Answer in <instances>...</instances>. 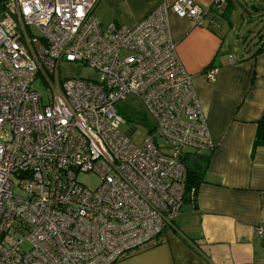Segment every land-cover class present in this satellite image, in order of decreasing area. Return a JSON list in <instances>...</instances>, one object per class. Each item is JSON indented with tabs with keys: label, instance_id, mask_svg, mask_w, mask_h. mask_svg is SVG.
<instances>
[{
	"label": "built area",
	"instance_id": "obj_1",
	"mask_svg": "<svg viewBox=\"0 0 264 264\" xmlns=\"http://www.w3.org/2000/svg\"><path fill=\"white\" fill-rule=\"evenodd\" d=\"M96 2L0 0V264H113L173 226L185 150L212 147L168 18L201 25L207 11L174 0L134 26L103 27ZM62 61L99 78L63 77ZM128 94L154 120L138 144L133 125L120 130L116 104ZM81 173L99 185L88 189ZM257 232L264 245V224Z\"/></svg>",
	"mask_w": 264,
	"mask_h": 264
},
{
	"label": "crops",
	"instance_id": "obj_2",
	"mask_svg": "<svg viewBox=\"0 0 264 264\" xmlns=\"http://www.w3.org/2000/svg\"><path fill=\"white\" fill-rule=\"evenodd\" d=\"M173 1L97 0L93 14L104 16L106 25L98 20L103 27H131L159 4ZM194 1L207 11L201 25L171 10L168 18L212 141L211 149L185 150L191 167L199 168L201 156L208 157L204 182L195 196H185L173 226L124 253L120 264H264L257 232L264 224V146H254L264 116V50L245 47L239 55L232 53L225 42L231 26L225 22L226 0L221 9L214 0ZM230 56L235 63H229ZM212 68L217 71L209 79L206 71Z\"/></svg>",
	"mask_w": 264,
	"mask_h": 264
},
{
	"label": "rangeland",
	"instance_id": "obj_3",
	"mask_svg": "<svg viewBox=\"0 0 264 264\" xmlns=\"http://www.w3.org/2000/svg\"><path fill=\"white\" fill-rule=\"evenodd\" d=\"M223 8H227L226 20L231 24L226 27L230 32L225 38V42L230 43L231 52L239 55L245 47L255 49L264 44V0H226ZM98 20L106 25L103 20L104 16L95 12ZM222 16H219L221 18ZM227 24V22H226ZM229 28V29H228ZM60 74L67 78H84L96 80L99 78L98 73L76 62L62 61L60 63ZM36 88L43 93V88L37 82ZM120 114L123 116L125 123L120 126L123 133L127 132L130 125L136 130L130 136V140L134 143H140L147 134L150 126L154 124V120L147 112L145 105L141 100L133 95L128 94L124 100L117 102ZM17 183V179H13ZM77 181L88 189L96 188L99 183V177L94 173H81L77 175ZM15 192L22 194L17 188ZM117 261L113 264H120Z\"/></svg>",
	"mask_w": 264,
	"mask_h": 264
},
{
	"label": "trees",
	"instance_id": "obj_4",
	"mask_svg": "<svg viewBox=\"0 0 264 264\" xmlns=\"http://www.w3.org/2000/svg\"><path fill=\"white\" fill-rule=\"evenodd\" d=\"M260 50H264V47L259 46V48L256 50L255 53L260 52ZM264 146V116L261 117V119L257 123V129L255 133L254 138V146ZM202 158V164L198 167H191L187 164V158L185 155L181 159V161L184 163V166L186 168V180H185V196L193 197L195 196L196 189L198 185L201 182H204V171L208 164V157L203 155ZM201 168V169H200Z\"/></svg>",
	"mask_w": 264,
	"mask_h": 264
}]
</instances>
